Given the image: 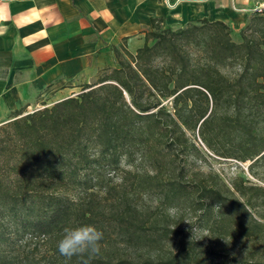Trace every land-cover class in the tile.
<instances>
[{
    "label": "trees",
    "instance_id": "16d2710c",
    "mask_svg": "<svg viewBox=\"0 0 264 264\" xmlns=\"http://www.w3.org/2000/svg\"><path fill=\"white\" fill-rule=\"evenodd\" d=\"M260 13L240 31L239 44L222 22L173 30L153 18L143 47L114 48L115 66L101 69L77 95L31 113L20 109L1 123L0 264H66L57 243L65 228L84 224L104 233L91 264H264V187L187 177L188 157L200 154L188 137L195 131L219 158L264 165ZM189 47L203 57L191 56ZM229 65L239 67L233 78L221 71ZM123 160L143 173L124 169ZM118 171L133 175L132 195L187 203L194 225L206 231V246L183 240L156 258L122 253L118 243L134 249L181 233L141 228L132 199L115 188ZM40 242L44 257L25 250Z\"/></svg>",
    "mask_w": 264,
    "mask_h": 264
},
{
    "label": "crops",
    "instance_id": "0c3cea01",
    "mask_svg": "<svg viewBox=\"0 0 264 264\" xmlns=\"http://www.w3.org/2000/svg\"><path fill=\"white\" fill-rule=\"evenodd\" d=\"M260 9L264 0H0V124L71 97L115 66L114 48L135 53L153 18L173 30L204 19L240 30Z\"/></svg>",
    "mask_w": 264,
    "mask_h": 264
},
{
    "label": "rangeland",
    "instance_id": "374dc122",
    "mask_svg": "<svg viewBox=\"0 0 264 264\" xmlns=\"http://www.w3.org/2000/svg\"><path fill=\"white\" fill-rule=\"evenodd\" d=\"M261 11H264V9H260L257 11V13L262 16V13H260ZM245 26L240 30L231 29L230 36L234 43H241L242 40L240 31L243 30ZM246 34L252 35L250 34V30H247ZM254 36L259 37L261 36V33L257 31ZM187 52L194 58L203 57L202 52L193 47L187 48ZM221 71L227 76L233 78L237 73H239V67L237 65H229L226 68H223ZM98 72L94 78L91 79L90 84L96 81ZM80 82L81 84L79 89H77L74 93H71V96L77 95L81 91V86L86 84V81ZM51 101L52 100H49V102ZM43 104L46 106H51L45 101L36 107L25 109V111L27 113H31L35 110L42 109L44 107ZM167 107L170 109L169 104ZM188 137L200 151V154L196 156L190 155L187 159V177L189 181L206 177H211L214 179L216 176L228 187H230V184L237 179H242V181L247 185H257L264 187V165L259 164L251 168L250 165L252 162L250 161L239 163L234 160L219 158L215 156L212 151L206 148V146L202 143L197 131L188 133ZM122 167L128 171H131L133 174L137 172L139 174L143 173L142 168L139 167V165H136V167L127 165L125 160H123ZM112 180L117 191L124 190L127 195H129L130 199H132L131 203L136 207L135 210L137 211V223L141 226V228H143L145 231H149L150 227H156L157 229L165 227L168 228V231H179V233H181L179 236L175 234H169L170 238L163 240L161 244H156L152 241H145L144 244L134 249L123 248L122 244L118 243L117 247L120 248L121 252L123 251L122 253L134 259H143L145 257L156 258L157 256L167 255L169 251H174L177 247H179L183 240L188 243H200L199 245H201V247L206 246V231L199 229L194 225L195 214H193V212L189 209L187 203L181 202L177 205H160L154 197L148 195L145 192L132 195V184L134 183V177L133 175L129 176L121 171L116 172L112 176ZM260 213L264 214V210H261ZM247 246L248 245L244 246L245 248H243V251ZM34 247L35 244H30L28 248H25V250H32L37 254V257H44L43 252L45 251L46 245L43 242H40L36 245L37 250H34ZM15 249H17L16 245ZM228 261H230V259H228ZM228 261L227 264L229 263ZM230 264H232V262H230Z\"/></svg>",
    "mask_w": 264,
    "mask_h": 264
},
{
    "label": "clouds",
    "instance_id": "9594fccd",
    "mask_svg": "<svg viewBox=\"0 0 264 264\" xmlns=\"http://www.w3.org/2000/svg\"><path fill=\"white\" fill-rule=\"evenodd\" d=\"M104 238L102 230L95 225L84 224L74 228H65L57 243L61 256L66 258V264L75 256L80 264H91V260L99 256L101 241Z\"/></svg>",
    "mask_w": 264,
    "mask_h": 264
}]
</instances>
